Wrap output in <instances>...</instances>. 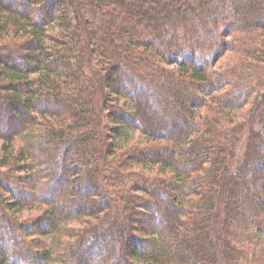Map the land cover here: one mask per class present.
<instances>
[{
  "label": "trees",
  "instance_id": "obj_1",
  "mask_svg": "<svg viewBox=\"0 0 264 264\" xmlns=\"http://www.w3.org/2000/svg\"><path fill=\"white\" fill-rule=\"evenodd\" d=\"M0 264H264V0H0Z\"/></svg>",
  "mask_w": 264,
  "mask_h": 264
},
{
  "label": "rangeland",
  "instance_id": "obj_2",
  "mask_svg": "<svg viewBox=\"0 0 264 264\" xmlns=\"http://www.w3.org/2000/svg\"><path fill=\"white\" fill-rule=\"evenodd\" d=\"M240 55H242V51H238V50H231L229 51L220 61L219 63L217 64L216 68L218 70H223L225 68H232L234 65H236L238 62H239V57ZM246 57V56H245ZM242 58V56H241ZM244 58V57H243ZM248 58V57H247ZM247 60V59H246ZM256 64H258L256 61L254 60H251V61H247L246 63V66L242 72V74L246 75V76H250V77H256L258 76L259 74V70L257 69L258 66H256ZM122 100L126 103H128V101L125 99V98H122ZM250 107V103H248L244 109H241V110H237V114H239V119L242 118L243 115H245L247 113V109ZM140 138L139 136V133L138 132H135V131H132V132H129L128 134V139H126V143L131 144L133 143L134 141L138 140ZM19 142L20 141H17L15 142V146L18 147L19 145ZM119 142V141H118ZM29 209V208H28ZM37 210L36 209H29V210H25L23 211L21 214H22V217L23 218H27L29 216H32V215H35L37 214ZM78 224V223H76ZM75 225V224H73ZM260 248L258 247L257 248V251H259Z\"/></svg>",
  "mask_w": 264,
  "mask_h": 264
}]
</instances>
